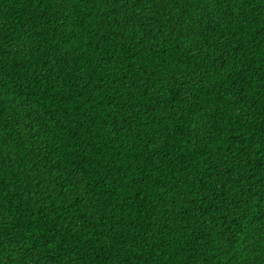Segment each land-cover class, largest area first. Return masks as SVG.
I'll use <instances>...</instances> for the list:
<instances>
[{"label": "trees", "instance_id": "16d2710c", "mask_svg": "<svg viewBox=\"0 0 264 264\" xmlns=\"http://www.w3.org/2000/svg\"><path fill=\"white\" fill-rule=\"evenodd\" d=\"M0 264H264V0H0Z\"/></svg>", "mask_w": 264, "mask_h": 264}]
</instances>
